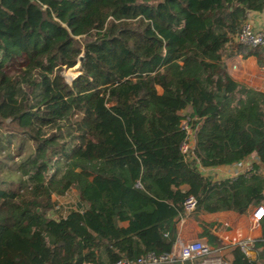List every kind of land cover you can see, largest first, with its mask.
Here are the masks:
<instances>
[{
	"label": "trees",
	"instance_id": "16d2710c",
	"mask_svg": "<svg viewBox=\"0 0 264 264\" xmlns=\"http://www.w3.org/2000/svg\"><path fill=\"white\" fill-rule=\"evenodd\" d=\"M262 9L264 0H0V264L167 253L189 194L196 217L264 205V91L226 64L236 54L264 63V44L235 39ZM252 153L257 162L235 177L200 170ZM72 189L76 206L47 216L52 195ZM259 226L255 256L231 244L228 264H264V216Z\"/></svg>",
	"mask_w": 264,
	"mask_h": 264
},
{
	"label": "crops",
	"instance_id": "0c3cea01",
	"mask_svg": "<svg viewBox=\"0 0 264 264\" xmlns=\"http://www.w3.org/2000/svg\"><path fill=\"white\" fill-rule=\"evenodd\" d=\"M246 22H249L254 29L264 27V9L260 11H250ZM243 58L241 55H232L226 59L229 72L231 71L229 60ZM251 60V85L264 91V63L259 64L255 56L246 57ZM235 77V76H234ZM236 78V77H235ZM257 156L252 153L243 159L240 164H219L214 166H203L200 170L214 179L223 177H235L242 170H246L250 162H257ZM253 205H250L244 213H237L231 210H219L205 215L198 216V220L189 217L190 214L179 221L177 241L186 240L192 237L199 238L214 247H224L236 243L238 240L247 237H258L261 235L260 226H254L250 219V213ZM215 221L213 226H209L205 221ZM193 222V224L191 223ZM191 224H190V223ZM206 225V226H205ZM207 230V232H204ZM209 232V234H207ZM206 233V234H205ZM255 254V251H254Z\"/></svg>",
	"mask_w": 264,
	"mask_h": 264
},
{
	"label": "built area",
	"instance_id": "2783aa9c",
	"mask_svg": "<svg viewBox=\"0 0 264 264\" xmlns=\"http://www.w3.org/2000/svg\"><path fill=\"white\" fill-rule=\"evenodd\" d=\"M236 41L251 44V45H263L264 44V29H254L249 22H245L239 32L235 36ZM190 132V129H187ZM187 144L184 143L182 150L186 151ZM241 161L234 162L232 164H240ZM196 206V198L189 194L183 201V209L181 212L180 220H183L184 216L190 214ZM264 216V205L255 204L250 213V219L254 223V226L259 225L260 219ZM261 238L247 236L236 243L238 247L249 257L253 258L255 254H252L254 242ZM226 247V246H224ZM224 247H214L204 240H179L175 241L171 250L167 253L153 254L148 253L145 256L137 258L122 257L111 264H163L170 263L176 260L181 262L189 259L193 264H228V260L223 255ZM90 264V263H84Z\"/></svg>",
	"mask_w": 264,
	"mask_h": 264
},
{
	"label": "rangeland",
	"instance_id": "374dc122",
	"mask_svg": "<svg viewBox=\"0 0 264 264\" xmlns=\"http://www.w3.org/2000/svg\"><path fill=\"white\" fill-rule=\"evenodd\" d=\"M21 62H22V58L20 57L19 59H17V61H15L14 63H11L10 67H15L16 65H18ZM229 65H230L232 73L234 74L233 76H235L237 79L251 85V60L247 59L246 57H243L241 59L239 58L237 61H235V59H231V60H229ZM7 69H9V68L7 67ZM77 73H78V63L75 64L74 66L68 67L64 70L65 79L67 81H70ZM187 109H189V108H187ZM184 112H187V110ZM182 123H183L184 127L188 128V126L185 124V120H183ZM5 127L17 128V125L13 121H7V122H5ZM25 147L26 148L24 149V151L28 150L27 144ZM4 155L5 154H2L1 156H4ZM2 158H3V160L5 159V162H7L10 165V163H11L10 159H6L4 157H2ZM52 197L55 200V203H54L53 208H51L46 213V215L47 216H53V217H58L60 214L65 213L67 208L76 206V202L79 200V195H78L77 191L74 189L69 190L68 192H66L62 195L53 194ZM189 217L193 218V220H198L195 215H189ZM191 223L193 224L192 221H191ZM207 234H209V232ZM195 239H199V238L192 237V238H189L186 240H195ZM200 240H202V239H200ZM205 242H207V241H205ZM208 243L215 244V243L210 242V241H208ZM254 251L255 250L252 251L253 255H254Z\"/></svg>",
	"mask_w": 264,
	"mask_h": 264
},
{
	"label": "water",
	"instance_id": "95a60500",
	"mask_svg": "<svg viewBox=\"0 0 264 264\" xmlns=\"http://www.w3.org/2000/svg\"><path fill=\"white\" fill-rule=\"evenodd\" d=\"M81 58V56H79V59Z\"/></svg>",
	"mask_w": 264,
	"mask_h": 264
}]
</instances>
